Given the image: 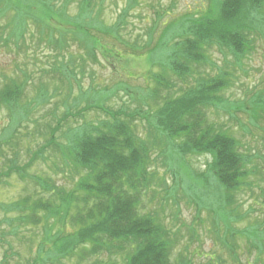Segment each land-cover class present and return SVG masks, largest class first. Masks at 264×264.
<instances>
[{"label":"rangeland","instance_id":"obj_1","mask_svg":"<svg viewBox=\"0 0 264 264\" xmlns=\"http://www.w3.org/2000/svg\"><path fill=\"white\" fill-rule=\"evenodd\" d=\"M213 1L105 0L100 13L96 17L92 15L94 22L89 21L85 30L102 23L116 27L118 37L104 36L95 52L79 47L76 41L61 52L49 49L44 43H31L29 37L38 34L33 24L36 19L40 22L42 16L29 13L33 18L28 16L25 20L24 46L17 48L9 38L6 45L4 40L0 41V88L9 80L23 81L26 75L22 105L29 109V114L23 115L20 110L10 113L0 107V171L7 159L14 156L21 166L28 163L32 153L47 143L58 126L60 129L54 137L65 144L64 136L68 137L75 127L104 119L95 109L83 118L71 115L87 104H103L115 111L141 109L151 113L153 109L146 105V99L154 88L153 75L162 73L163 69L159 60L164 57L157 48L158 41H166L167 46L172 44L181 33L177 23L207 14ZM76 6V3L69 6L70 15L76 13ZM121 11L127 12L124 19ZM2 18L0 24L4 26L11 16ZM255 26L252 47L242 60V67L227 69L232 75V86L220 93L227 102L206 111L209 123L238 141L240 153L253 156L252 163L246 166L252 174L247 181L253 187L234 194L235 211L228 214L224 208L221 189L209 172L208 155H183L172 147L169 150L150 148L149 171L155 173V178L140 199L139 212L156 213L170 231L171 264H264V123L255 129L246 114L250 97L264 91V26L257 20ZM90 32L97 42L103 36L94 30ZM79 36L94 44L84 34ZM221 53L214 46L206 49L210 64L196 66L198 71L203 70L202 75L207 76L225 72L226 62L223 64ZM230 59L227 56V61ZM40 86H45L47 91L44 100L38 99ZM92 88L99 94L89 93ZM134 122L137 137L148 141L147 123L150 122ZM158 140L163 142L161 137ZM26 173L46 178L66 191L74 187L81 175L69 160L51 149L35 158ZM33 188L28 179L22 181L14 173L0 183V264H30L38 259L45 264H106L112 260L106 255L80 258L78 251L70 257L54 258L45 230L51 229L48 238L58 230L74 233L66 219L61 225L57 220H49L46 227L20 225L14 236L10 234L11 226L14 227L20 216L11 211V205ZM226 206L232 209V205Z\"/></svg>","mask_w":264,"mask_h":264},{"label":"trees","instance_id":"obj_2","mask_svg":"<svg viewBox=\"0 0 264 264\" xmlns=\"http://www.w3.org/2000/svg\"><path fill=\"white\" fill-rule=\"evenodd\" d=\"M104 2L0 0V20L11 16L5 27L0 24V41L4 40L6 45L9 38L14 40L17 48L24 46L25 20L28 16L31 17L28 19L33 18L29 13H35L40 14L42 20L36 19L33 24L38 34L29 37L31 43H44L49 49L61 52L76 41L79 47L95 52L104 36L118 37L116 27L102 23L90 28V31L103 35L97 38L98 42L90 31L85 30L89 21L94 22L92 15L96 17L100 13ZM74 3L76 13L70 15L69 6ZM126 14L121 11V18L124 19ZM254 15L257 16L255 19ZM256 20L264 26V0H214L207 14L177 23L181 33L172 44L167 46L166 41H158L157 48L162 50L164 57L159 60L163 69L162 73L153 75L154 88L146 99V105L153 109L151 113L141 109L127 112L120 108L115 111L103 107V104H87L70 114L83 118L95 109L104 119L75 127L68 137L64 136L65 144L57 142L54 137L55 131L60 129L58 126L47 143L34 151L30 161L23 166L15 156L7 159L6 166L0 171V183L14 173L22 181L28 179L34 186L28 193L31 195L27 194L11 205V211L20 216L9 233L14 236L20 225L46 227L49 220H57L61 225L66 219L74 233L64 234L58 230L48 238L51 229L45 230L48 233L45 239L51 243L56 259L70 257L78 251L80 258L100 255H106L109 260L112 258L106 264H171L170 231L162 225L156 213L145 215L139 212L140 199L155 178V173L149 171L151 147H162V150L172 147L183 155H208L211 158L209 172L221 189L224 208L228 214L233 213L234 194L240 189L253 187V183L247 181L252 176L251 171L246 169L253 156L240 153L238 141L209 123L206 111L227 102L220 95L232 86V75L227 69L242 67V60L252 47L251 35L257 30ZM80 34L94 44L82 40ZM213 46L222 52L225 72L202 75L203 70L199 72L196 66L210 64L205 51ZM226 55L231 61H227ZM23 76V81L9 80L0 88V107L10 113L20 110L23 115L29 114L28 106L22 105L27 83L26 75ZM92 91L99 94L93 88L89 93ZM46 98V88L40 86L38 99ZM247 106L250 124L260 129L259 124L264 123V91L251 96ZM136 120L150 122L147 123L148 141L137 137ZM243 126L248 131L247 126ZM159 137L163 139L162 143H159ZM50 149L69 160L81 173L70 191L55 186L46 178L26 173L35 158ZM226 205H232V209L228 210ZM236 219L241 218L236 216ZM30 264L45 262L38 259Z\"/></svg>","mask_w":264,"mask_h":264}]
</instances>
